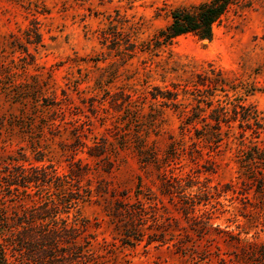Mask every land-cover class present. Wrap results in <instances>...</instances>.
I'll use <instances>...</instances> for the list:
<instances>
[{"label": "rangeland", "instance_id": "rangeland-1", "mask_svg": "<svg viewBox=\"0 0 264 264\" xmlns=\"http://www.w3.org/2000/svg\"><path fill=\"white\" fill-rule=\"evenodd\" d=\"M202 1L0 0V163L87 164L78 208L97 249L115 243L108 264H264V129L193 115L197 75L220 71L216 99L264 125V0L233 5L211 39L156 44L172 10ZM116 199L140 200L142 223L114 215Z\"/></svg>", "mask_w": 264, "mask_h": 264}, {"label": "trees", "instance_id": "trees-1", "mask_svg": "<svg viewBox=\"0 0 264 264\" xmlns=\"http://www.w3.org/2000/svg\"><path fill=\"white\" fill-rule=\"evenodd\" d=\"M239 1L206 0L191 7L172 10L170 22L154 35L156 44H171L178 36L188 33L211 39L215 25ZM34 32L40 38V34ZM197 78V82L193 83L198 91L193 111L195 117L209 110L208 116L203 115V118L213 120V128L217 130L237 119L244 129H252L256 133L264 129L258 115L244 103H233L228 98L226 101L216 99L219 90L229 97L220 71L199 73ZM200 85L203 88H199ZM167 92L168 95L162 94L172 100L171 105L178 107L179 103L175 101L178 91ZM227 104H233V107L229 108ZM238 108L245 112L240 114ZM2 126L0 118V133ZM91 148L89 155H100L101 152L93 153ZM35 160L25 163L13 158L7 163H0V264H108L110 259L107 254L112 256L115 243L103 240L97 249L93 243L96 235L89 231L88 220L81 216L78 208L93 190L89 185H81V180L89 171L88 165L81 159H73L69 168L60 172L52 162L41 157H35ZM167 177L164 174L162 180L169 182ZM102 190L107 192V189ZM26 197L32 203L18 209L17 206H22ZM115 203L114 215L130 221L133 226L142 223L144 208L140 200L131 203L116 199ZM8 204H11V214L7 211ZM73 210L76 212L73 213ZM70 214L72 220H69ZM124 234L123 243L134 244L131 237L139 240L138 236H142L143 231L134 227L128 228Z\"/></svg>", "mask_w": 264, "mask_h": 264}]
</instances>
